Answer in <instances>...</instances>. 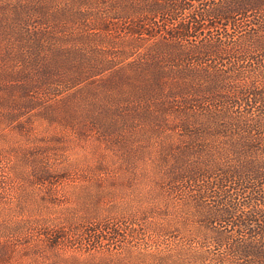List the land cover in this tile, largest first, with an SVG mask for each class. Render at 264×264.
Segmentation results:
<instances>
[{
	"label": "rangeland",
	"instance_id": "374dc122",
	"mask_svg": "<svg viewBox=\"0 0 264 264\" xmlns=\"http://www.w3.org/2000/svg\"><path fill=\"white\" fill-rule=\"evenodd\" d=\"M128 5V0H0V264H114V245L104 240L95 244L84 236L88 228L101 221L133 228L141 232V237H150L142 233L140 226L122 217L127 215L123 212L135 210L140 199L143 206L147 205L153 181L139 170L149 159L148 163L160 159L156 141L148 143L145 150L141 147L143 142L130 130L129 116L134 117L144 100L132 93L118 100L122 94L117 88L102 83L106 78L117 82L121 69L145 59L146 49L157 43L155 36H160L155 25L161 22L155 21V25L148 27L154 35L136 46L134 39L138 36L130 35L129 30L136 25L137 18L126 13ZM186 15V11L178 13L179 17ZM246 19L236 18L237 27L228 29L214 18L201 22L200 31L226 33L228 45L234 39L237 45L240 42L250 46L241 61L228 52L220 59L206 61L225 76L232 71L245 72L238 81L228 78L221 83L218 95L243 82L264 91L262 82L248 78L252 71L264 69L261 51H256L250 42L260 41L264 50V12L251 13ZM203 32H191L192 41ZM73 52L74 62L86 57L91 66L102 65V73L90 77L100 70L85 72L86 79L68 84L64 77L56 76L61 69H48L49 80L40 84L43 62L50 67L66 65V57ZM154 56L163 66L172 65L163 62L161 52ZM199 67L205 65H197L191 57L184 65L172 66L174 70L188 69L196 75ZM167 75L172 80L178 77L174 72ZM103 106L107 108L105 112ZM116 109L126 112L125 120L120 119ZM86 113L103 114L100 121L108 130L101 135L97 125L83 121ZM226 151L230 155L247 153L246 149ZM122 159H131L134 170ZM165 159L173 158L167 154ZM99 162L109 168L108 174L91 172ZM39 166L54 170L50 183H34ZM172 198L174 227H181V232L162 237L161 246L199 245L207 259L188 264H221L218 260L226 257V248L213 243L211 232L201 228L192 207L178 214L184 205L179 204L175 195ZM186 198L184 195L183 199ZM223 227L232 239H240L243 234L236 226ZM192 231L201 245L181 241Z\"/></svg>",
	"mask_w": 264,
	"mask_h": 264
},
{
	"label": "trees",
	"instance_id": "16d2710c",
	"mask_svg": "<svg viewBox=\"0 0 264 264\" xmlns=\"http://www.w3.org/2000/svg\"><path fill=\"white\" fill-rule=\"evenodd\" d=\"M128 2L130 5L125 9L126 13L137 18L136 25L129 30L130 35L138 36L134 39L136 46L154 35L148 31V27L149 24L155 25V21L161 22V25H155L159 27L160 33L157 34L160 36H155L157 43L146 49L145 59L121 69L122 76H118L117 82L106 78L102 83L105 87L113 85L117 88V92L122 94L118 100L130 93L144 100L141 102L144 105L137 106L139 108L134 117L129 116L130 130L143 142L141 147L145 150L148 143L156 141L160 159L148 163L149 159L139 170L153 181L154 187L148 192L147 205L143 206L140 199L137 208L123 212L127 215L122 217L140 226L142 233L150 237H141V232L133 228L124 229L123 225L112 226L109 221H101L87 229L85 238L95 244L104 240L114 245V264L203 262L207 255L199 245L192 248L184 243L174 247L161 246L162 237L181 232V227H174L176 216L173 214L175 207L172 205V197L175 195L179 204L184 205L178 214L192 207L201 228L211 232L213 243L226 248V257L220 258L219 263L264 264V91L255 90L251 84L247 87L243 82L223 90L224 95L216 94L226 79L238 81L245 72L232 71L231 75L225 76L212 69L206 61L220 59L225 52L241 61L249 53L250 46L245 47L240 42L237 45L234 39L228 45L229 36L226 33L214 35L209 31H200L201 22L208 18L217 19L227 29L236 28V18L246 19L251 13H263L264 0H217L216 3H211V0ZM186 2H197V5L189 6ZM181 11L187 12L186 17L178 16ZM191 32L203 33L199 39L196 37L192 41ZM250 42L256 51H261L259 56L264 59L262 43L257 40ZM158 52L163 54V62H171L172 65L163 66L162 61L154 56ZM73 55L76 53L66 57L68 63L62 66L53 64L50 67V64L43 62V79L40 84L44 85L49 80L46 77L48 69H61L56 76L64 77V82L68 84H77L86 79L83 78L85 72L100 70L90 77L102 73V65L91 66V61L86 57L74 62L76 59L71 57ZM189 57L197 65H205L197 69V75L188 69L172 68L184 65ZM168 72H174L179 78L170 79ZM248 78L264 84V69L257 73L252 71ZM120 82L124 86L118 85ZM106 109L103 106L104 112ZM115 111L121 120L126 119V112ZM102 116L86 113L83 121L90 120L103 135L108 129L100 121ZM226 149H246L247 153H232L237 159H218L220 156H231ZM167 154L173 159H165ZM122 160L130 170H134L131 159ZM91 172L106 175L109 168L99 162L92 167ZM53 174L54 170L39 166L35 170L34 183H50ZM244 192L247 193L243 195ZM184 195L186 199H183ZM93 221L96 222V219ZM227 224L243 231L240 239H232L225 233L223 229L226 227L223 225ZM195 236L192 231L180 239L185 243H202L195 240Z\"/></svg>",
	"mask_w": 264,
	"mask_h": 264
}]
</instances>
